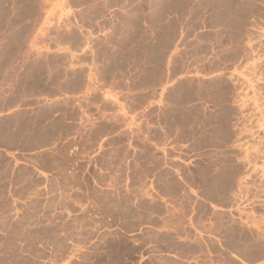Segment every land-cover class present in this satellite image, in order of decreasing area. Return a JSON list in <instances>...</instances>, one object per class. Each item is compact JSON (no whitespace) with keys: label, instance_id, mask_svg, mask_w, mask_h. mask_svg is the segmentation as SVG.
Instances as JSON below:
<instances>
[{"label":"rangeland","instance_id":"obj_1","mask_svg":"<svg viewBox=\"0 0 264 264\" xmlns=\"http://www.w3.org/2000/svg\"><path fill=\"white\" fill-rule=\"evenodd\" d=\"M129 1L132 8L137 3L146 6L147 0H69L71 44L84 46L81 59L91 63L92 72L102 60L100 30L110 26L111 7L119 8L114 15L119 23L120 43L135 39L134 33L127 32L129 23L136 20L128 21ZM148 1L152 54L153 46L158 45L161 52L166 48L168 53H177L176 57L168 58L166 78L161 84L159 103L166 129L156 130L154 136L175 135L184 143L183 170L187 183L199 189V195L215 207L226 209V246L250 261L264 260V0ZM62 3V0H0V84L5 90H13L3 97V108L14 104L15 76L24 59L32 55L27 46L29 32L36 31L38 26L40 36L45 39L47 27L52 29L53 23L57 27L62 22ZM52 10L58 11V15L49 17ZM184 14L191 16L185 22L181 19ZM215 22L226 24V31L208 30ZM183 28L186 33L180 32ZM181 41L187 48L175 49L176 42ZM119 53V60H123L119 69L125 70L127 51L120 48ZM73 55L76 54L72 51ZM51 60L56 64L57 90V79L62 75L58 65L66 57L56 55ZM151 60L156 58L152 55ZM45 61V54L39 52L40 90L46 89L42 81L46 75ZM163 67L152 63L145 73L148 79L119 80L113 85L119 90L152 87L157 75H162ZM105 83L111 82L95 79L86 82L89 118L95 115V104L99 103V108L111 107L110 103H100L99 90ZM78 84V80H70L64 88L74 90ZM140 101L135 97L133 103ZM53 110L58 116L49 128L42 125L52 112L50 107H39L37 112L0 114V145L10 151L18 144L30 148L36 141L42 144L68 132L76 133L78 142L60 143L53 155L40 153L33 161L30 156L14 152L8 156L0 150V264H110L109 256L79 255V249L93 234L86 218V205H80L76 192L55 190L63 184H94V158L90 154L96 140L110 130L111 124L88 122L79 140L78 130L64 121L75 113L68 103L57 102ZM174 125L182 128L175 129ZM69 148L73 150L69 157L76 160L74 171L64 177L61 172L68 164ZM31 162L44 169L56 163L60 175L48 180L36 173ZM106 165L109 163L99 157L98 166ZM78 170H83L84 175L79 176ZM105 178L98 176L99 181ZM46 186L50 188L47 190ZM196 215L200 223L210 217L217 221L223 218L201 204ZM101 248L109 251V241Z\"/></svg>","mask_w":264,"mask_h":264},{"label":"crops","instance_id":"obj_2","mask_svg":"<svg viewBox=\"0 0 264 264\" xmlns=\"http://www.w3.org/2000/svg\"><path fill=\"white\" fill-rule=\"evenodd\" d=\"M62 2V22L57 27L53 23L52 29L47 27L45 39L40 36L38 26L36 31L29 32L27 46L32 55L24 59L20 72L15 76L12 87L16 100L10 107H2L3 97L13 90H5L0 84V114L26 110L37 112L39 107H50L52 112L42 125L43 128H49L58 116L53 105L63 101L75 112L65 117L64 121L73 124L78 130L79 140L88 122L95 125L101 121L110 122V130L96 140L90 154L94 158V184H63L55 190L62 193L76 192L80 205H86V218L93 234L79 249V255L109 256L110 264H264L263 259L250 261L242 253L226 246V209L215 207L211 201L199 195V189L187 183L183 170L182 140L175 135L154 136L156 130L166 129L159 103L161 84L166 78L168 58L176 57L177 53H168L166 48H162L161 52L158 45L157 48L153 46L152 54L150 2L147 0L146 6L143 4L142 7L137 3L132 8L128 2V21L131 18L136 20L133 24L129 23L127 32L136 36L133 40H127L126 44L119 41V23L114 15L119 10L118 5L110 8V26L100 30L102 60L96 63L95 72H92L89 61L81 59L84 46L79 44L75 47L71 44L69 0ZM56 15L58 11L52 10L49 17ZM190 17V14H184L181 19L185 22ZM207 29L226 31V24L215 22ZM180 32L186 33L187 30L183 28ZM184 47L182 41L175 44V49ZM120 48L127 51L125 70L119 69V63H123L122 59L119 60ZM72 51L76 54L73 57ZM39 52L46 56V75L42 78L46 89L43 90L38 85ZM56 55L66 57V61L58 65L62 68V75L57 79V90L54 76L56 64L51 60ZM152 55L156 60H151ZM152 63L164 66L162 75H157L152 87L137 90H119L114 87L113 82L119 80L148 79L145 73ZM170 63L181 64L183 61ZM78 71H82V74L78 75ZM89 79L111 82L102 84L99 90L100 103H110L111 107L99 108V103L95 104V115L90 118L86 111V82ZM70 80L79 81L76 89L64 88ZM150 94L153 96L150 97ZM135 97L140 98V103H133ZM177 127L182 128L181 125H174L175 129ZM123 132L125 136L118 135ZM76 139V133L68 132L42 144L36 141L30 148L18 144L10 151L0 145V150L8 156H11L9 152L30 156L33 161L40 153L53 155L60 143L74 140V144H77ZM71 152L73 150L69 148L68 164L61 172L64 177L74 171L76 159L69 157ZM99 157L109 165L99 167ZM20 163L26 164L24 161ZM30 166L48 180L60 175L56 163L50 169H44L35 162H31ZM79 173V176H83L85 172L80 170ZM99 175H105V180L99 181ZM46 188L48 190L50 186ZM200 204L212 214L215 211L222 214L223 218L219 221L213 217L206 218L202 223L212 226H203L196 215ZM107 241L110 243L109 251L101 248Z\"/></svg>","mask_w":264,"mask_h":264}]
</instances>
